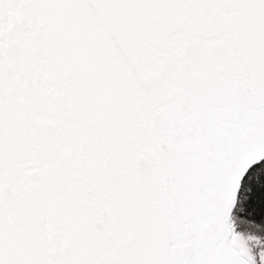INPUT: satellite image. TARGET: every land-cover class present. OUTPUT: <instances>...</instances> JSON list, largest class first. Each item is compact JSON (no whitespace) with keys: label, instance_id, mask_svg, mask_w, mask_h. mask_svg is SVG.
I'll return each instance as SVG.
<instances>
[{"label":"snow or ice","instance_id":"snow-or-ice-1","mask_svg":"<svg viewBox=\"0 0 264 264\" xmlns=\"http://www.w3.org/2000/svg\"><path fill=\"white\" fill-rule=\"evenodd\" d=\"M0 264H264V0H0Z\"/></svg>","mask_w":264,"mask_h":264}]
</instances>
